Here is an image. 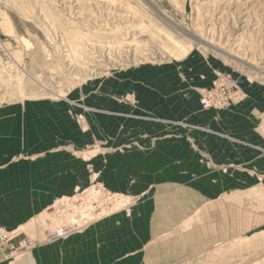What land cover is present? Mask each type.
<instances>
[{
    "label": "rangeland",
    "instance_id": "rangeland-1",
    "mask_svg": "<svg viewBox=\"0 0 264 264\" xmlns=\"http://www.w3.org/2000/svg\"><path fill=\"white\" fill-rule=\"evenodd\" d=\"M221 76L264 86V0H0V126L53 190L3 263L264 264V148L236 163L200 105Z\"/></svg>",
    "mask_w": 264,
    "mask_h": 264
},
{
    "label": "crops",
    "instance_id": "crops-1",
    "mask_svg": "<svg viewBox=\"0 0 264 264\" xmlns=\"http://www.w3.org/2000/svg\"><path fill=\"white\" fill-rule=\"evenodd\" d=\"M213 83L205 89H209ZM261 87L252 86L246 81V89L242 87L246 94L245 100L222 113L226 124L223 128L225 137L235 139L241 146H249L247 150L238 148L234 154L236 163L248 162V158L255 155V150L264 148V123H261L264 117V86ZM2 124L5 127L0 126V226L12 230L27 222L32 215H40L45 205L53 200L52 175L49 159L39 162L18 160L17 155L26 152L19 150L16 139L5 138L10 130L6 122ZM112 161L117 160L113 158ZM126 165L124 163L122 170L118 169L116 174L109 176L112 187L124 191L132 189L128 178H124ZM0 264H4L1 254Z\"/></svg>",
    "mask_w": 264,
    "mask_h": 264
},
{
    "label": "built area",
    "instance_id": "built-area-1",
    "mask_svg": "<svg viewBox=\"0 0 264 264\" xmlns=\"http://www.w3.org/2000/svg\"><path fill=\"white\" fill-rule=\"evenodd\" d=\"M202 109L224 112L232 110L243 98L242 88L239 80L227 76L218 77L213 85L202 93ZM52 238L64 235L61 228L51 230ZM9 239L5 228L0 227V242L4 244Z\"/></svg>",
    "mask_w": 264,
    "mask_h": 264
}]
</instances>
